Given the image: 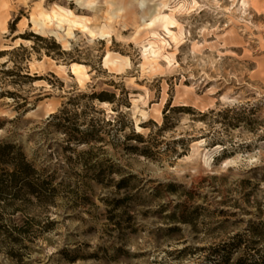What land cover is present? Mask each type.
Wrapping results in <instances>:
<instances>
[{
    "label": "clouds",
    "instance_id": "9594fccd",
    "mask_svg": "<svg viewBox=\"0 0 264 264\" xmlns=\"http://www.w3.org/2000/svg\"><path fill=\"white\" fill-rule=\"evenodd\" d=\"M0 264H264V0H0Z\"/></svg>",
    "mask_w": 264,
    "mask_h": 264
}]
</instances>
